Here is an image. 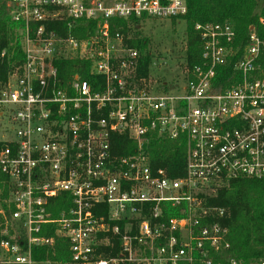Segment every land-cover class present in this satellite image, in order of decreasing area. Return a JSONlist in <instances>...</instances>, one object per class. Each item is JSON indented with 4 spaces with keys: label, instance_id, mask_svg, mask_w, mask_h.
Segmentation results:
<instances>
[{
    "label": "built area",
    "instance_id": "built-area-1",
    "mask_svg": "<svg viewBox=\"0 0 264 264\" xmlns=\"http://www.w3.org/2000/svg\"><path fill=\"white\" fill-rule=\"evenodd\" d=\"M6 6L22 61L5 73L15 49L0 45V264H244L229 254L227 208L210 199L233 180L264 177V38L256 27L235 48L229 23L197 24L202 61L167 88L139 74L141 53L115 20L143 29L149 18L185 15L186 0ZM87 20L96 23L88 38L51 27ZM72 57L88 60L102 82L79 72L63 82L56 61ZM231 58L225 87L218 72ZM117 134L134 141L130 154L114 151ZM156 134L186 139L184 175L153 165ZM63 192L72 206L54 216L52 198ZM168 209L178 215L166 217ZM58 237L70 243L68 260L34 257Z\"/></svg>",
    "mask_w": 264,
    "mask_h": 264
},
{
    "label": "trees",
    "instance_id": "trees-1",
    "mask_svg": "<svg viewBox=\"0 0 264 264\" xmlns=\"http://www.w3.org/2000/svg\"><path fill=\"white\" fill-rule=\"evenodd\" d=\"M0 5V45L7 47L10 52L14 50L13 57H7L2 69L6 73L9 69L22 61V51L19 43H11L15 39L14 27L10 22L7 11V0H2ZM188 11L178 17L187 25V52L186 68L190 71L202 61L203 43L197 24H225L229 23L235 31L233 46L235 48L245 45L248 41L250 27L255 26L264 38V28L260 24V17L264 13L258 12L257 0H186ZM115 20V19H114ZM175 20V18H173ZM117 27L126 35L131 34L129 44L137 48L141 53L139 74L144 77L150 75L153 63V54L150 50V38L143 33L138 24H132L124 19H117ZM140 23V20H136ZM63 35L72 33L80 38H88L95 29L96 23L92 20L82 21L78 26L70 27L68 22L61 25H52ZM114 30L115 28L112 27ZM236 58H231L230 63L222 67L218 72V79L226 87L231 86L229 80ZM10 62H14L11 65ZM262 76H264V49L260 57ZM59 76L65 82L70 76L79 72L82 77L92 84L95 80L102 79L92 74L91 63L79 57L60 58L56 61ZM239 79V77L237 78ZM118 144H113L118 156L130 154L135 149V143L128 135H114ZM152 163L156 168H163L167 175L176 178L184 175L186 169L187 141L180 137L171 139L154 135L151 139ZM54 216H59L64 210L72 206V196L63 192L52 198ZM210 203L227 208V216L221 221L229 228V240L231 257L241 260L244 264L264 259V177L253 179L243 178L231 181L222 188L216 197L210 199ZM166 217L178 215L174 210L168 209ZM46 235H55L54 230H49ZM70 243L63 237H58L53 247H44L34 251V257L38 260L54 259L68 260L70 258ZM109 249H106L108 252ZM218 260V259H217Z\"/></svg>",
    "mask_w": 264,
    "mask_h": 264
},
{
    "label": "rangeland",
    "instance_id": "rangeland-1",
    "mask_svg": "<svg viewBox=\"0 0 264 264\" xmlns=\"http://www.w3.org/2000/svg\"><path fill=\"white\" fill-rule=\"evenodd\" d=\"M0 0V5L2 4ZM258 12L264 13V0H257ZM143 33L150 38L153 63L149 78L154 85L166 82L173 88L185 82L187 25L181 18H149L143 23Z\"/></svg>",
    "mask_w": 264,
    "mask_h": 264
}]
</instances>
